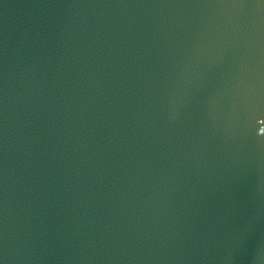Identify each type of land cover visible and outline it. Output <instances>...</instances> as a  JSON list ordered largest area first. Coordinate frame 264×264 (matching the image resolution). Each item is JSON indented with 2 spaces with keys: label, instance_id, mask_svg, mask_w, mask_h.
Listing matches in <instances>:
<instances>
[{
  "label": "water",
  "instance_id": "1",
  "mask_svg": "<svg viewBox=\"0 0 264 264\" xmlns=\"http://www.w3.org/2000/svg\"><path fill=\"white\" fill-rule=\"evenodd\" d=\"M0 264H264V0H0Z\"/></svg>",
  "mask_w": 264,
  "mask_h": 264
}]
</instances>
